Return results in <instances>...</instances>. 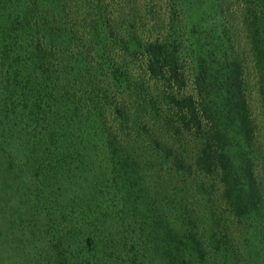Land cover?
<instances>
[{"label": "trees", "instance_id": "obj_1", "mask_svg": "<svg viewBox=\"0 0 264 264\" xmlns=\"http://www.w3.org/2000/svg\"><path fill=\"white\" fill-rule=\"evenodd\" d=\"M106 1L116 0H0L9 112L26 111L29 125L35 122L32 151L40 148L44 162L56 155L48 161L61 168L65 196L96 158L113 174L125 204L146 206L130 223L137 233L124 257L118 247L124 237L117 243L104 230L117 220L109 215L117 204L96 203L101 216L76 222L75 230L85 229L78 240L85 250L74 259L224 264L226 233L212 225L207 234L185 214L166 228L164 215L149 212L141 201L152 192L145 166L165 167L183 182L217 177L230 220L258 211L264 194L256 132L234 26L248 44L264 111V0H165L164 26L151 37L131 27L118 32L112 14L105 20L101 11ZM56 247L57 262L70 264L72 256Z\"/></svg>", "mask_w": 264, "mask_h": 264}, {"label": "rangeland", "instance_id": "obj_2", "mask_svg": "<svg viewBox=\"0 0 264 264\" xmlns=\"http://www.w3.org/2000/svg\"><path fill=\"white\" fill-rule=\"evenodd\" d=\"M118 2L120 6L116 7L114 3ZM101 11L105 20L108 13L112 14L111 25L118 32L131 27L139 36L146 34L151 37L164 26L165 0L106 1ZM234 19L239 21L237 17ZM77 28L78 31L82 29L80 19ZM234 29L235 43L245 63V92L256 132V171L264 194V111L248 44L242 28L236 24ZM84 42L83 38L81 43ZM135 65L137 70L139 62L131 66ZM0 68V264H62L55 258V245L72 256L70 264H79L74 257L85 250L78 244L85 229L75 230L76 222L86 223L84 218L101 216L96 203L105 202L117 204L112 212L109 210V215H114L117 220L111 221V226L104 230L107 234L112 233L117 243L124 237L126 242L118 243V247L127 257V250L132 245V232L137 233L130 223L135 226L146 206L134 208L129 205V199L125 204L113 174L96 158L90 169L79 172L70 193L65 196L61 168L48 161L56 159V155L44 162L40 148L32 151L35 138L29 129L35 126V122L31 120L32 125H29L26 111L17 109V112H9L12 105L8 101V89L4 88L7 78L4 67ZM188 90L192 91L190 82ZM148 165L145 171L152 175L149 177L152 192L151 197L141 201L149 203V212L165 216L166 228L173 227V221L185 214L192 224H198L207 234L213 225L228 235L226 248L229 253L221 257L224 264H264V199L255 214L242 220H230L217 177L208 176L203 180L191 177L183 182L165 167L156 170ZM117 212L122 216H115ZM218 217L223 220L220 225L216 222L220 221ZM117 221L121 225L115 223ZM150 260L148 263L162 264L152 257ZM215 264L219 263L216 261Z\"/></svg>", "mask_w": 264, "mask_h": 264}]
</instances>
